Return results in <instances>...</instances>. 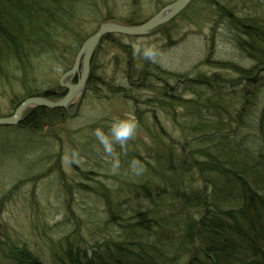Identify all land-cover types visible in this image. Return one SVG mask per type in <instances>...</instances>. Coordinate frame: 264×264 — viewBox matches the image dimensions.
<instances>
[{"label":"trees","instance_id":"obj_1","mask_svg":"<svg viewBox=\"0 0 264 264\" xmlns=\"http://www.w3.org/2000/svg\"><path fill=\"white\" fill-rule=\"evenodd\" d=\"M95 1L0 0V83L18 89L11 111L28 96H62L59 75L104 20L136 25L154 14L142 18L132 8L118 18L108 12L88 30L80 23ZM170 1L157 0L155 12ZM263 5L262 0H191L152 28L148 33H162L167 47L185 36L178 34L179 23L198 29L201 43L180 52L181 71L164 67L157 57L144 60L134 46L138 35L103 36L83 95L120 96L130 99L134 110L140 101L146 104L148 122L135 115L147 138L134 135L123 148L117 144L113 156L95 137L97 158L111 162L97 170L95 184L74 183L94 196L104 215L95 218L91 238L70 230L52 240L48 264H264ZM105 49L114 63L111 72L102 70ZM74 108L33 106L11 129L56 138L57 126ZM133 160L143 162L142 174L130 170ZM81 172L91 179L90 170ZM0 264L44 261L1 226Z\"/></svg>","mask_w":264,"mask_h":264},{"label":"rangeland","instance_id":"obj_2","mask_svg":"<svg viewBox=\"0 0 264 264\" xmlns=\"http://www.w3.org/2000/svg\"><path fill=\"white\" fill-rule=\"evenodd\" d=\"M156 1L136 0L134 5V0H96L92 3L93 6L91 4L88 8L86 16L82 17L80 25L87 26L90 30L101 22V18H105L108 12L121 18L125 13L131 12L132 8L137 9L139 17L146 18L156 11ZM260 7L263 12L264 5ZM93 11L95 18L92 19ZM178 27V34L185 33V36L177 38L175 46L163 45L165 37L159 32H147L139 36L134 46L137 48L143 44L153 45L159 64L174 71H181L180 54L190 50L192 45L200 44L201 39L198 29L191 22L179 23ZM107 52V49L102 52V59L105 58L102 70L111 72L114 63L111 56L105 57ZM38 82L41 84L40 80ZM178 83L174 82V85ZM17 90L9 89L0 83V115L12 112L11 99L15 97L17 92L14 91ZM72 103L76 109L68 114L66 123L57 126L56 138L46 132H19L8 125L0 126V227L3 226L5 234L25 240L46 263L51 261L46 252L49 251L52 240L59 239L64 232L70 230L79 233L82 231L91 238L97 231L93 224L95 218L104 215L101 213V207L95 203L94 196L78 191L74 183L86 180L90 182L88 185L95 184L97 170L111 162L97 158L98 152L93 149L94 145H97L93 134L96 123L100 121L97 127L107 130L114 119L131 118L136 121L135 111L144 115L143 123L148 122L150 115L147 113L150 108L141 101L134 110L130 99L97 92L77 95ZM160 120L167 124L162 115ZM135 135L147 138L146 130L139 125ZM97 159L100 164L96 166ZM82 170H90L91 179L82 178ZM104 173L105 169L103 174L97 176L104 177ZM106 184H100L98 187H104ZM68 212L70 219L65 215ZM95 212L100 215L96 216ZM73 222H76V225L72 224ZM95 238L99 239V235Z\"/></svg>","mask_w":264,"mask_h":264},{"label":"water","instance_id":"obj_3","mask_svg":"<svg viewBox=\"0 0 264 264\" xmlns=\"http://www.w3.org/2000/svg\"><path fill=\"white\" fill-rule=\"evenodd\" d=\"M191 0H174L167 5L163 6L156 14L147 18L143 23L136 25L122 24L117 21H104L99 27L94 31L93 34L86 37L80 48L76 52V56L73 61V66L69 70L63 72L59 79V85L61 87H66V92L60 99H50L45 96L32 95V97H27L22 100L14 109L13 113L9 116L0 117V125L2 124H15L19 123L22 118V112L29 105L44 106L48 108H66L68 104L78 94H82L85 89V82L88 78V73L90 70V63L92 57L94 56V50L100 44L99 42L103 36L107 33H121L124 35H144L147 34L152 28L157 25L167 22L169 19L174 17L181 11L188 2ZM78 79L72 82V74L79 70ZM68 77V79H67Z\"/></svg>","mask_w":264,"mask_h":264},{"label":"clouds","instance_id":"obj_4","mask_svg":"<svg viewBox=\"0 0 264 264\" xmlns=\"http://www.w3.org/2000/svg\"><path fill=\"white\" fill-rule=\"evenodd\" d=\"M136 52L146 61L155 62L157 57L156 49L153 45L143 44L138 46ZM138 124L134 119H114L110 127L105 130L102 127L94 129V136L103 148V152L114 156V148L118 144L122 148L127 145L136 133ZM119 166V160L114 159L113 170ZM130 170L135 175H140L145 170V166L140 160H133Z\"/></svg>","mask_w":264,"mask_h":264},{"label":"bare ground","instance_id":"obj_5","mask_svg":"<svg viewBox=\"0 0 264 264\" xmlns=\"http://www.w3.org/2000/svg\"><path fill=\"white\" fill-rule=\"evenodd\" d=\"M77 52V51H76ZM76 52H75V55H74V57H73V61H74V58H75V56H76ZM93 58V57H92ZM72 64H73V62H72ZM71 64V66L68 68V69H66V70H64L63 72H65V71H67V70H69L70 68H72V65ZM80 69L81 68H79V70H77V71H75L71 76H72V79L74 80V81H76L77 79H78V74H79V71H80ZM63 72L61 73V74H63ZM64 95V94H63ZM62 95V96H63ZM79 96L81 95V94H78ZM62 96H59V97H56V99H60ZM75 99V98H74ZM73 99V100H74ZM72 100V101H73ZM31 107H33L32 105H29V106H27L25 109H24V111L22 112V117H23V114L27 111V109H29V108H31ZM66 215V214H65ZM67 217H68V215H67ZM28 248H30V249H32L30 246H29V244H28ZM33 250V249H32ZM51 250V249H50ZM50 252V251H49ZM46 254H47V252H46ZM48 255V254H47ZM44 264H48V263H46V262H44Z\"/></svg>","mask_w":264,"mask_h":264}]
</instances>
